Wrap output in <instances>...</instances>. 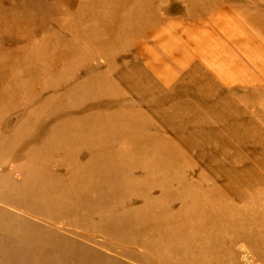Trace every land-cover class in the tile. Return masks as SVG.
<instances>
[{"label":"rangeland","instance_id":"374dc122","mask_svg":"<svg viewBox=\"0 0 264 264\" xmlns=\"http://www.w3.org/2000/svg\"><path fill=\"white\" fill-rule=\"evenodd\" d=\"M0 264H264V0H0Z\"/></svg>","mask_w":264,"mask_h":264}]
</instances>
